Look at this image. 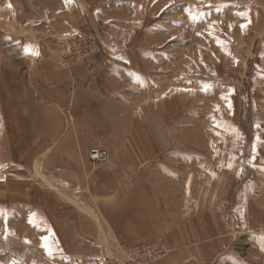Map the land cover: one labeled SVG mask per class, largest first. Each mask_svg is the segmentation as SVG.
<instances>
[{
    "label": "rangeland",
    "instance_id": "obj_1",
    "mask_svg": "<svg viewBox=\"0 0 264 264\" xmlns=\"http://www.w3.org/2000/svg\"><path fill=\"white\" fill-rule=\"evenodd\" d=\"M20 1L29 8L31 1L64 0ZM84 3L85 26L66 32L83 35L92 51L83 61L64 62L69 45L62 29L58 64L90 62L111 73L103 76L105 91L125 104L136 101L159 161L175 164V176H221L229 246L213 264H264V0ZM162 103L170 105L167 121ZM97 148L103 150L88 153L91 167L100 165L90 160ZM7 152L0 150V264H76L58 256L60 237L52 231L60 227L48 223L50 215H64L62 192L70 183L55 171L42 178L38 157L30 165L12 163Z\"/></svg>",
    "mask_w": 264,
    "mask_h": 264
},
{
    "label": "crops",
    "instance_id": "obj_2",
    "mask_svg": "<svg viewBox=\"0 0 264 264\" xmlns=\"http://www.w3.org/2000/svg\"><path fill=\"white\" fill-rule=\"evenodd\" d=\"M44 2L28 8L1 0L0 150L12 163L38 157L42 178L55 171L70 183L64 215L48 219L60 227L52 231L60 237L57 255L76 264H131L125 249L158 244L169 252L149 264H213L229 246L221 176H175V164L159 161L136 101L105 91L103 76L111 73L90 62L59 65L60 32L85 26V3ZM162 105L167 121L170 105ZM148 115L155 116L150 108ZM92 147L107 150L105 165L88 164Z\"/></svg>",
    "mask_w": 264,
    "mask_h": 264
},
{
    "label": "built area",
    "instance_id": "obj_3",
    "mask_svg": "<svg viewBox=\"0 0 264 264\" xmlns=\"http://www.w3.org/2000/svg\"><path fill=\"white\" fill-rule=\"evenodd\" d=\"M62 35L65 38V42L69 45L67 51L63 53L62 59L67 64H71L76 61H83L88 57L91 50V43L86 42V38L83 35L69 36V32L62 30ZM74 43H78L79 48L74 47ZM72 45V48L70 46ZM90 160L93 163L104 164L108 160L107 151L93 149L90 154ZM169 250L158 244H139L136 247L125 249L123 251L124 260L131 264H149L152 261L163 258Z\"/></svg>",
    "mask_w": 264,
    "mask_h": 264
},
{
    "label": "snow or ice",
    "instance_id": "obj_4",
    "mask_svg": "<svg viewBox=\"0 0 264 264\" xmlns=\"http://www.w3.org/2000/svg\"><path fill=\"white\" fill-rule=\"evenodd\" d=\"M68 2H71V0H66V3H68ZM240 15L244 16L245 14L241 13ZM244 27H246V25H241V29L242 30H243ZM26 51H27V49H26ZM29 222L31 223V220ZM46 250H48L50 252V249H46Z\"/></svg>",
    "mask_w": 264,
    "mask_h": 264
},
{
    "label": "bare ground",
    "instance_id": "obj_5",
    "mask_svg": "<svg viewBox=\"0 0 264 264\" xmlns=\"http://www.w3.org/2000/svg\"><path fill=\"white\" fill-rule=\"evenodd\" d=\"M98 149V148H97ZM105 165V164H104Z\"/></svg>",
    "mask_w": 264,
    "mask_h": 264
}]
</instances>
